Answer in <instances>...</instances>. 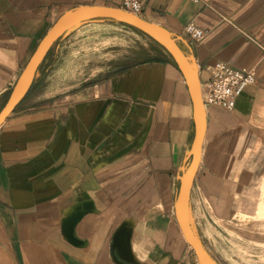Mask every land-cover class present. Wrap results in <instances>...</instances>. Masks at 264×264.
<instances>
[{
    "label": "crops",
    "instance_id": "0c3cea01",
    "mask_svg": "<svg viewBox=\"0 0 264 264\" xmlns=\"http://www.w3.org/2000/svg\"><path fill=\"white\" fill-rule=\"evenodd\" d=\"M122 1L0 0V97L60 16ZM142 1L139 17L175 39L200 88L206 67L219 61L255 75L232 111L205 107L188 200L189 227L200 239L196 224L207 217H252L260 203L264 0ZM188 23L204 31L200 40L184 33ZM140 41L108 63L100 83L58 93L43 86L32 93V85L0 125V264H192L175 204L191 160L193 101L168 52L150 37ZM123 227L129 258L115 241Z\"/></svg>",
    "mask_w": 264,
    "mask_h": 264
},
{
    "label": "rangeland",
    "instance_id": "374dc122",
    "mask_svg": "<svg viewBox=\"0 0 264 264\" xmlns=\"http://www.w3.org/2000/svg\"><path fill=\"white\" fill-rule=\"evenodd\" d=\"M138 38L143 46L148 36L113 18L91 20L65 32L40 65L32 93L38 86L51 87V92L58 93L100 83L107 70L112 69H108V63L138 47ZM6 98L7 95L0 97V110ZM207 219L196 224L201 236L197 239L219 264H264V178L254 216L237 215L223 221ZM190 250L193 252L191 247ZM191 256L192 264H200L194 252Z\"/></svg>",
    "mask_w": 264,
    "mask_h": 264
},
{
    "label": "water",
    "instance_id": "95a60500",
    "mask_svg": "<svg viewBox=\"0 0 264 264\" xmlns=\"http://www.w3.org/2000/svg\"><path fill=\"white\" fill-rule=\"evenodd\" d=\"M110 18L120 19L155 40L168 52L174 62L186 75L194 107L195 132L191 149V160L182 177L176 199L175 215L186 242L192 248L200 264H218L192 233L188 223V200L193 180L200 163L202 143L206 130V113L201 98L198 73L175 39L155 24L139 16L125 12L120 8L106 6H83L63 14L40 39L8 93L5 103L0 110V125L4 122L6 116L11 113L28 94L33 85L36 73L47 53L65 32L84 22ZM115 241L117 242L121 255L124 258H129L128 233L125 227L118 231Z\"/></svg>",
    "mask_w": 264,
    "mask_h": 264
},
{
    "label": "built area",
    "instance_id": "2783aa9c",
    "mask_svg": "<svg viewBox=\"0 0 264 264\" xmlns=\"http://www.w3.org/2000/svg\"><path fill=\"white\" fill-rule=\"evenodd\" d=\"M188 1L198 3L200 0ZM142 7V0H123L119 8L139 16ZM183 31L191 41H198L204 35V31L193 23H188ZM206 71L209 76L201 88L204 107L216 106L226 111H232L238 96L255 80L253 70L233 67L220 61L207 66Z\"/></svg>",
    "mask_w": 264,
    "mask_h": 264
},
{
    "label": "bare ground",
    "instance_id": "6f19581e",
    "mask_svg": "<svg viewBox=\"0 0 264 264\" xmlns=\"http://www.w3.org/2000/svg\"><path fill=\"white\" fill-rule=\"evenodd\" d=\"M73 28H75V27H72L71 29H73ZM71 29H69V30H71ZM69 30H68V31H69Z\"/></svg>",
    "mask_w": 264,
    "mask_h": 264
}]
</instances>
